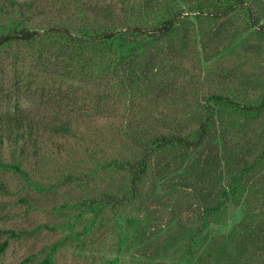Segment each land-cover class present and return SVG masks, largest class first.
Wrapping results in <instances>:
<instances>
[{
    "label": "trees",
    "instance_id": "16d2710c",
    "mask_svg": "<svg viewBox=\"0 0 264 264\" xmlns=\"http://www.w3.org/2000/svg\"><path fill=\"white\" fill-rule=\"evenodd\" d=\"M1 53L22 78L41 69L56 107L0 112V170L65 189L84 233L148 184L172 187L190 232L161 264H264V0H0ZM231 204L245 210L235 249L223 238L201 254Z\"/></svg>",
    "mask_w": 264,
    "mask_h": 264
},
{
    "label": "rangeland",
    "instance_id": "374dc122",
    "mask_svg": "<svg viewBox=\"0 0 264 264\" xmlns=\"http://www.w3.org/2000/svg\"><path fill=\"white\" fill-rule=\"evenodd\" d=\"M11 65V54L1 53L0 112L48 118L56 105L43 91L41 69L30 67L33 77L22 78L28 66H20L22 73L15 75ZM2 184L6 187H0V242L7 240L8 246L0 264H33L71 233L79 236L58 248L54 264H161L179 262L185 254L190 221L172 203L176 195L172 187L151 192L148 184L147 194L137 205L125 209L118 219L108 215L84 233L88 217L79 219L77 210L65 207L72 197L65 189L39 191L19 176L0 170ZM241 208L231 204L226 223L206 229L201 254L223 238L228 241L227 254L232 253L241 231L236 226L245 211ZM187 209L194 213L196 203Z\"/></svg>",
    "mask_w": 264,
    "mask_h": 264
}]
</instances>
